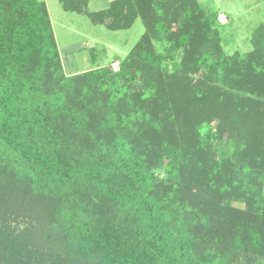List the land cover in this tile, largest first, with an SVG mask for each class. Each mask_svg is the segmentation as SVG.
<instances>
[{
	"label": "trees",
	"instance_id": "16d2710c",
	"mask_svg": "<svg viewBox=\"0 0 264 264\" xmlns=\"http://www.w3.org/2000/svg\"><path fill=\"white\" fill-rule=\"evenodd\" d=\"M83 2L144 26L117 72L65 76L45 4L0 0V264H264V23L226 57L197 0Z\"/></svg>",
	"mask_w": 264,
	"mask_h": 264
},
{
	"label": "rangeland",
	"instance_id": "374dc122",
	"mask_svg": "<svg viewBox=\"0 0 264 264\" xmlns=\"http://www.w3.org/2000/svg\"><path fill=\"white\" fill-rule=\"evenodd\" d=\"M46 6L49 23L54 35L60 62L65 76L81 74L96 68L112 72L119 70L120 61L129 53L144 32L140 19L126 30L110 31L103 24L95 25L85 14L65 11L64 0H39ZM116 0H85L81 10L97 13L108 8ZM205 14L223 15L225 22L219 24L218 37L223 54H245L252 50L251 36L264 23V0H197ZM106 20L105 23H108ZM165 43H162V45ZM161 43L155 44L160 52ZM211 53L212 50L209 49ZM117 68V71L113 69ZM264 101V99H263ZM218 155H229L226 142L216 143ZM243 208L242 204L233 203Z\"/></svg>",
	"mask_w": 264,
	"mask_h": 264
},
{
	"label": "built area",
	"instance_id": "2783aa9c",
	"mask_svg": "<svg viewBox=\"0 0 264 264\" xmlns=\"http://www.w3.org/2000/svg\"><path fill=\"white\" fill-rule=\"evenodd\" d=\"M225 20H226V19H225V17H224L223 15H219V16H218V22H219V23L223 24V23L225 22ZM113 70H114V71H117L118 69H117V68H114Z\"/></svg>",
	"mask_w": 264,
	"mask_h": 264
}]
</instances>
